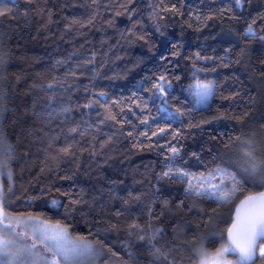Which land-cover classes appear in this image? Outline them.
<instances>
[{
  "label": "trees",
  "instance_id": "obj_1",
  "mask_svg": "<svg viewBox=\"0 0 264 264\" xmlns=\"http://www.w3.org/2000/svg\"><path fill=\"white\" fill-rule=\"evenodd\" d=\"M121 2L126 3L127 0H97L98 7L92 5L91 0H38L32 5L21 0V10L27 7L35 11L27 19L3 20V49L10 53V59L3 73L5 79L0 82L6 108L0 126L16 149L15 159L10 164L13 191L9 193L12 203L8 210L13 216L31 214L52 224L60 221L69 228L72 237H87L97 248L111 247L116 252L115 257L107 252L105 256L94 258L96 264H105L106 261L108 264H149L151 258L147 246L137 239L145 233L133 230L134 235L129 237L128 226L135 220L146 227L148 208L151 206L159 216L162 202L167 200L172 212L177 214L172 220L165 216L154 221L155 227H163L166 232L160 243L173 240V226L176 220H180L185 223L181 237L183 243L174 255L179 264H197L198 258L193 259V249L201 238L213 234L205 243L212 250L227 242V229L236 206L247 196L261 192L264 186L251 182L243 184L231 202L220 207L211 201L185 198L184 185L171 181H161L160 189L156 191L153 188L157 183L156 174L165 167V162L155 142L164 144L171 140V135L145 140L139 133L146 126L140 125L131 114L128 115L137 126L133 136L128 135L133 131L130 124L121 126L109 122L101 125L99 130L88 129L89 123H99L98 114H103L104 110L99 106L95 110L82 107L87 100L84 86L95 83L92 91H107L111 103L114 98L130 97L137 81L158 74L167 66L171 75L180 77L179 81L173 82L169 104L173 110L179 107L185 112L180 121L172 124L173 129L182 131L179 141L182 151L176 160L177 166L198 174L216 167L223 159L242 172L243 151L246 150L243 142L249 138L255 142L257 158L264 159V120L259 119V113L264 112V104L256 105L243 124L235 119L214 118L221 113L241 115L248 106L246 94L257 92L260 72L264 71L261 64L264 61V42L258 38H245L243 32L253 18L264 13V0H251L243 10V18L237 19L221 18L218 14L228 0H135L130 7H135L137 12L131 20L119 7ZM172 4L177 6V13L161 11ZM116 11L122 14L117 16ZM94 12L98 15L92 25L81 28L77 23L66 27L70 21L86 20ZM155 12H159L162 18L157 20ZM197 15L204 18L212 16L213 19L197 21ZM259 23L257 31H260ZM134 25L146 40L128 39V30ZM173 44L178 48L173 49ZM226 48L231 49L229 56L233 61L228 67L223 66L227 61L219 59L208 62L195 59L198 52L201 56L223 57ZM241 49H246L247 55L244 63L237 65L234 61ZM177 50L180 55L173 57L172 53ZM93 54L95 70L100 73L95 81L92 80L91 65L87 69H76L85 73L79 79L66 78L70 67L84 64ZM162 57L166 59L162 60ZM57 61L63 63L57 64ZM53 77L62 83L54 82ZM197 79L210 80L215 85V94L200 106L193 102L189 87ZM49 82L54 83L53 89H47ZM144 86L150 87V82L144 81ZM237 90L241 93L238 98L224 99ZM137 94L145 98L148 95L143 89ZM49 96L55 98L52 107L73 108L70 121L62 123L64 115L49 119ZM76 105L81 107L77 110ZM156 106L149 101L152 115L157 116L152 130L156 124L165 126V121L160 119L164 113H157ZM115 110L119 111L118 108ZM74 122H80L81 129L87 130L83 137L75 135L78 141L76 158L62 160L58 169L53 167L49 171L53 162L46 152L48 135L60 133L61 128L66 133ZM109 136H113L110 141ZM236 137L240 139L235 140ZM137 138L143 143H138ZM230 139L233 143L226 148L225 144ZM63 142L61 136L59 143ZM192 152L200 153L201 160L194 159ZM69 176L71 179L65 178ZM0 181L8 193L10 182L7 175L0 176ZM42 189L43 196L40 195ZM58 189L71 191L74 196L82 195V199L87 201L83 214L66 210L64 206L69 199L61 196ZM129 193L140 195L141 199L134 200ZM33 196L38 198L28 203V198ZM53 198L62 202L59 208L51 206ZM180 200L185 201L183 210L176 209ZM193 204L195 207L189 212ZM117 211H122L123 215L116 217ZM95 219L101 223L94 226ZM109 222L117 223L118 229L99 238L90 235L95 233L96 227L108 228ZM129 250L136 254L135 259H129ZM256 264L261 262L257 260Z\"/></svg>",
  "mask_w": 264,
  "mask_h": 264
},
{
  "label": "snow or ice",
  "instance_id": "obj_2",
  "mask_svg": "<svg viewBox=\"0 0 264 264\" xmlns=\"http://www.w3.org/2000/svg\"><path fill=\"white\" fill-rule=\"evenodd\" d=\"M21 0H0V82L5 77L3 75L6 65L10 59V53L5 52L3 49V36L4 27L3 20L5 18H11L13 20H19L21 17L27 19L31 12L35 9L23 8L20 9ZM38 0H24V3L32 5L37 3ZM182 2V0H181ZM135 3V0H127L126 3L121 2L120 8H123L129 19H133L137 9L130 7ZM251 3V0H228L227 4L219 9V16L223 18L228 16L229 19L243 18V10L247 5ZM92 5L98 7L97 0H91ZM43 11V10H41ZM162 12L177 13L178 8L175 4L170 7H163ZM239 13V16H238ZM117 16L121 15L120 11H116ZM98 13H93L86 20H72L66 27L70 28L72 24H80L81 28L88 27L94 23ZM157 20L161 19L159 12L154 13ZM49 19H51V13H49ZM197 21L213 19L212 16L206 18L197 15L195 17ZM259 23L260 31H257ZM111 23V21L109 22ZM157 31H160L157 27ZM264 13L258 14L255 18L247 24L244 29L243 36L245 38L252 37L258 38L259 41L264 42ZM163 35V32H160ZM135 37L136 40H146V36L138 33L133 29L128 30V39L131 41ZM178 45L173 44V49H177ZM225 56L213 57V56H201L198 52L195 54L196 60H203L205 62L219 59L224 67H228L233 61L230 59L231 49L226 48ZM173 57H178L180 52L174 51ZM247 55L246 49H241L238 54L235 64L240 65L244 63V58ZM165 60V57L161 58ZM63 63V61H57V64ZM168 63H171L169 61ZM264 65V61H261ZM91 65L93 68L92 80L95 81L96 77L100 75L99 71L95 70V55L88 59L84 64L76 65V68H71L67 76H71L73 80L79 79L83 76L84 72H78L76 69H87ZM253 78L255 75L253 74ZM260 78L258 80V89L255 94L248 95V106L246 110L238 116H227L225 113H221L214 119H235L237 123L243 124L246 119L254 112L255 106L258 104H264V71L260 72ZM178 75H171L167 66L163 67L158 74L146 76L141 81H137L135 90L130 97L112 99L109 103L108 92L105 90L92 91L95 88V83L84 86V91L87 97L86 102L82 105L84 109L95 110L97 106L104 110L103 114H98V124H88V129L96 128L99 130L101 125H106L109 122L113 124H130L133 127V131H129L128 135L133 136L136 125L133 123L132 117H136L140 125H144L145 130L139 133L140 137H143L147 141H153V138H160L167 135H171V140H167L164 144L155 142V146L160 149L164 156L165 167L156 174L157 183L153 185L156 191L160 189L161 181H171L184 185L183 194L187 199L192 200H207L216 203L217 207L226 205L231 202L232 197L236 194L237 190L251 182L253 185L259 184L264 186V159L257 158L256 145L252 138L243 142L244 164L241 165L242 172L237 171L230 161L222 159L221 164H217L216 167L207 170L206 172L194 173L183 167L177 166L176 160L181 156V147L179 141L182 137V131L180 128H172V124L180 121L185 112L181 108L177 107L174 110L169 104V97L173 89V82L179 81ZM54 82L57 81L56 77H53ZM144 81L150 82V87L144 86ZM71 87V85L69 86ZM189 87H192L191 85ZM54 83L49 82L47 89H53ZM194 95L197 98L198 103H202L208 100V98L215 94V85L210 80L197 79L195 83ZM140 89H143L147 93V98L143 95H138ZM241 95L240 91H234L224 99L234 100ZM149 101L156 106L157 113H164V116L160 117L165 121V126H159L156 124L155 130H152L153 124L157 121V116L152 115V110L149 107ZM55 102L54 96L48 97V106L51 111L48 113L49 119H54L59 115H64L65 120L62 123H66L71 120V113L73 108L71 106H61L59 108L52 107ZM158 102V103H157ZM81 106L76 105L78 110ZM119 109L117 112L115 109ZM136 110H139L138 112ZM5 105L3 91L0 90V121L5 118ZM259 119L264 120V112L259 113ZM209 121H205L208 123ZM198 126V125H190ZM79 134L81 137L87 134V130L81 129L80 122H74V126L68 127L65 130L61 128V132L58 134L48 135V142L46 145V152L49 159L53 162V165L49 167V171L53 170V167L58 169L60 162L65 159L74 160L76 158V146L78 141L75 140V135ZM63 136L64 142L61 144L59 141ZM109 141L113 139V136L108 137ZM236 137L235 140H239ZM138 143H143L137 138ZM175 141V143H173ZM233 141L230 139L225 147H229ZM103 147V145H101ZM135 146V145H134ZM152 147V144L148 145ZM15 146L6 137L2 126H0V176L7 175L10 182L8 193L3 190V186L0 185V264H85L86 260L90 258H99L105 256L107 252H111V255L115 257L117 254L113 252L111 247L97 248L95 243L90 241L87 237L76 236L72 237L69 234V228L57 221L55 224H51L46 220L38 216L29 214L28 216H13L8 210L9 205L12 203L9 198V193H12L11 181L13 178V172L10 167L11 162L15 159ZM191 156L197 161L201 160L200 153L192 152ZM232 168L233 170H229ZM43 171V169H42ZM71 179V177H65ZM115 184V182H113ZM229 185H231L229 187ZM59 191L61 196L68 197L69 203L64 207L66 210L80 211L83 214L84 206L87 205V201H84L81 196H74L71 191ZM44 189L41 190L40 195L43 196ZM129 196L134 200H140V195ZM38 197L33 196L28 198V203ZM59 199H51V206L53 208H59L61 206ZM127 204L128 201L125 200ZM185 201L180 200L177 205V210H183ZM195 204L188 209L189 212ZM241 207L243 212H241ZM241 207L237 208L236 218L233 219L232 224L228 227V243L225 246L217 249L215 253L208 254L201 245L200 248L193 249V259H198V264H256L257 260L264 264V192L256 193L255 195H249L241 202ZM124 211H127L125 209ZM149 222L146 227L137 223L135 220L128 226L129 237L134 235L133 230H138L141 233L137 237L138 241L147 246V253L151 258L149 264H179L177 257L174 255L178 246L183 243L181 237L185 231V223L180 220H176L172 229L173 240L165 241L163 244L160 241L166 235L163 227H155L154 221H159L161 217L167 216L169 220L174 219L176 212H172L169 207V201L164 200L161 205V212L159 216L155 215L154 209L150 206L148 208ZM215 212V209H213ZM171 213V215H169ZM116 217L123 215L122 211L115 213ZM99 219L94 220L95 224H99ZM118 224L115 222H109L108 228L96 227L95 235L97 238L103 237L107 232L116 231ZM29 241H31L29 243ZM104 243L103 240L100 241ZM228 253L234 255V260L227 258ZM129 259H135L136 254L129 250ZM110 259V258H109ZM105 264H108L106 261Z\"/></svg>",
  "mask_w": 264,
  "mask_h": 264
},
{
  "label": "rangeland",
  "instance_id": "obj_3",
  "mask_svg": "<svg viewBox=\"0 0 264 264\" xmlns=\"http://www.w3.org/2000/svg\"><path fill=\"white\" fill-rule=\"evenodd\" d=\"M195 83H196V80H194V81L190 84V85L192 86V87H190V91H191V93H192L193 102H194L197 106L204 105V104L206 103V101H205V102H202V103H198V102H197V98H196V96L194 95V91H195L194 86H195ZM0 185H1V181H0ZM51 224H52V223H51ZM69 234H70V233H69ZM210 236H213V234H209V235L206 236V237H202L201 240L199 241V243L196 245L195 249H196V248H200L201 245H202V246H203V249H204L208 254H212V253H215L217 249L221 248L222 246L227 245V242H223V243H221V244L219 245V247L216 248L215 250L208 249V248L206 247L205 243H206V241H207L206 239L209 238ZM30 242H31V241H29V243H30ZM226 255H227V258H228L229 260H234V259H235L234 255L231 254V253H228V254H226ZM197 258H198V257H197ZM198 259H199V258H198ZM85 264H96V261L94 260V258H90L89 260H86V261H85ZM197 264H198V262H197Z\"/></svg>",
  "mask_w": 264,
  "mask_h": 264
},
{
  "label": "water",
  "instance_id": "obj_4",
  "mask_svg": "<svg viewBox=\"0 0 264 264\" xmlns=\"http://www.w3.org/2000/svg\"><path fill=\"white\" fill-rule=\"evenodd\" d=\"M261 192H264V188H263V190L261 191ZM253 195H255V194H253ZM245 200V199H244ZM244 200H242V201H244ZM241 201V202H242ZM241 202L236 206V208H235V210H234V214H233V217H232V221H233V219H235L236 218V215H237V208L238 207H241ZM241 212H243V208L241 207ZM231 224H232V222H231ZM230 224V225H231ZM227 243H228V233H227Z\"/></svg>",
  "mask_w": 264,
  "mask_h": 264
}]
</instances>
